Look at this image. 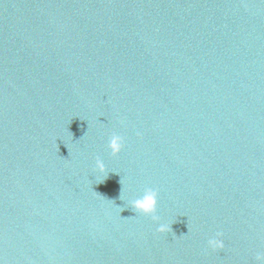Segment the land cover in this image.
Returning a JSON list of instances; mask_svg holds the SVG:
<instances>
[{
	"label": "water",
	"instance_id": "water-1",
	"mask_svg": "<svg viewBox=\"0 0 264 264\" xmlns=\"http://www.w3.org/2000/svg\"><path fill=\"white\" fill-rule=\"evenodd\" d=\"M145 188L169 232L128 205ZM257 253L264 0H0V264Z\"/></svg>",
	"mask_w": 264,
	"mask_h": 264
},
{
	"label": "clouds",
	"instance_id": "clouds-1",
	"mask_svg": "<svg viewBox=\"0 0 264 264\" xmlns=\"http://www.w3.org/2000/svg\"><path fill=\"white\" fill-rule=\"evenodd\" d=\"M123 145L124 138L119 134L113 133L108 139L107 148L112 156H116L121 152ZM94 171L101 178L108 175L106 166L100 158L95 160ZM157 200L158 192L153 188H145L143 194L135 199L129 200L128 205L136 214L150 217L151 220L157 224L156 232L163 234L169 232L170 228L169 224L161 222L160 217L156 214ZM207 247L213 251L222 250L224 248L222 233L217 232L213 237H210L207 240ZM255 260L257 264H264V254L257 253Z\"/></svg>",
	"mask_w": 264,
	"mask_h": 264
}]
</instances>
